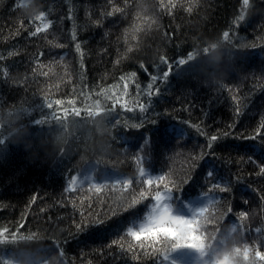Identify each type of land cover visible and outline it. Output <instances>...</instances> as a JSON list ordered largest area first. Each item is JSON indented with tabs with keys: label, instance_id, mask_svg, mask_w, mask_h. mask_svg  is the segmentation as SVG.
<instances>
[{
	"label": "trees",
	"instance_id": "obj_1",
	"mask_svg": "<svg viewBox=\"0 0 264 264\" xmlns=\"http://www.w3.org/2000/svg\"><path fill=\"white\" fill-rule=\"evenodd\" d=\"M261 168L264 0H0V264L252 260ZM156 192L203 255L127 234Z\"/></svg>",
	"mask_w": 264,
	"mask_h": 264
},
{
	"label": "snow or ice",
	"instance_id": "obj_2",
	"mask_svg": "<svg viewBox=\"0 0 264 264\" xmlns=\"http://www.w3.org/2000/svg\"><path fill=\"white\" fill-rule=\"evenodd\" d=\"M243 3L245 6L248 5L249 0H243ZM35 20L43 21L44 19V13L34 18ZM240 20H243L244 17L241 15L239 17ZM49 27L48 22L41 23L37 28L36 32L40 31H46ZM35 34V33H34ZM225 38L229 36V33L226 31L224 32ZM77 48L79 49V45H77ZM191 57H189L190 59ZM164 63L166 64L167 61L165 60ZM180 64L184 63V60H181L179 62ZM168 72L164 71L161 73L160 78L161 79H167ZM153 80L156 79L155 76L152 77ZM126 87V86H125ZM148 87L151 89L152 85H148ZM151 94V93H149ZM62 101L57 100L56 104L60 105ZM69 103H72L71 101ZM147 103V101H145ZM51 107V104L49 105ZM122 107H125L127 111H132L133 109L127 108L126 105H122ZM96 111H89L87 113L88 116L96 115L97 111L99 110V104L96 105ZM75 116H80V110L74 109ZM139 111L144 112L145 107L144 104L139 105ZM65 114H67V110H65ZM212 140H216V137H212ZM261 172H264V168H261ZM141 176H144L145 173L143 170H141L140 173ZM164 177H160L159 180L162 182ZM76 181L73 180V184H75ZM145 183L148 186H151L153 184L152 179H147ZM226 188L221 187L220 191H225ZM143 195V193L141 194ZM155 200V204L151 206L149 214L146 216L143 223L139 225L138 230H134L132 228H129L127 230V234L131 237H133L135 240L139 241L143 237H151V238H157V237H164L165 239L171 240L174 243L172 244V249L175 251L176 249L180 248H188V249H194L198 252H200L201 255L204 254V241L203 238L199 235H197V225L199 224V221L197 219V216H203L204 211L206 209H200L193 211L192 219H185L184 215L182 214H173V210L170 207L169 203L166 201H169L171 199V196H169L167 193H160L156 192L155 196L153 198ZM7 232V229H4L3 231H0V235ZM252 249H250L248 246H245V248L241 251L240 249H236L235 253L239 256H242L244 261L250 260V253ZM229 257H225V261H228ZM254 264H256V261H264V254H261L259 250L255 252L254 259H252Z\"/></svg>",
	"mask_w": 264,
	"mask_h": 264
},
{
	"label": "clouds",
	"instance_id": "obj_3",
	"mask_svg": "<svg viewBox=\"0 0 264 264\" xmlns=\"http://www.w3.org/2000/svg\"><path fill=\"white\" fill-rule=\"evenodd\" d=\"M221 258H222V256L218 257V259H221ZM233 259L236 261V264H244V262H245L243 260L242 256H240V257L234 256ZM247 264H254V262H253V260H249V261H247Z\"/></svg>",
	"mask_w": 264,
	"mask_h": 264
}]
</instances>
